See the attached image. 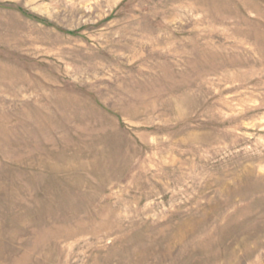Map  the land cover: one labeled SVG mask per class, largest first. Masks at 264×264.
<instances>
[{
    "label": "rangeland",
    "instance_id": "rangeland-1",
    "mask_svg": "<svg viewBox=\"0 0 264 264\" xmlns=\"http://www.w3.org/2000/svg\"><path fill=\"white\" fill-rule=\"evenodd\" d=\"M0 264H264V0H0Z\"/></svg>",
    "mask_w": 264,
    "mask_h": 264
}]
</instances>
